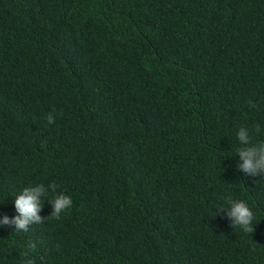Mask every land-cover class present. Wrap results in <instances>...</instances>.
Wrapping results in <instances>:
<instances>
[{"label": "trees", "instance_id": "trees-1", "mask_svg": "<svg viewBox=\"0 0 264 264\" xmlns=\"http://www.w3.org/2000/svg\"><path fill=\"white\" fill-rule=\"evenodd\" d=\"M240 127L264 143V0H0V217L55 186L41 223L0 228V264H264Z\"/></svg>", "mask_w": 264, "mask_h": 264}, {"label": "clouds", "instance_id": "clouds-1", "mask_svg": "<svg viewBox=\"0 0 264 264\" xmlns=\"http://www.w3.org/2000/svg\"><path fill=\"white\" fill-rule=\"evenodd\" d=\"M52 120L53 117L49 116V122ZM260 127L257 125L254 131L259 133ZM236 138L240 145L236 152L240 161L236 165L237 170L249 177H264V143L254 144L252 130L247 127H240ZM50 190L55 192V186H45L40 183L23 187L14 195V214L11 217L7 214L0 217V228L10 226L16 232H27L31 225L41 223L44 218L41 217L40 212ZM48 203L53 209L51 215L58 219L62 213L72 207L73 200L71 195L60 192L55 194ZM215 210L224 213L233 228H240L249 233L253 231V226L256 224L254 223L255 215L247 201L230 199L225 205ZM33 247L29 244L28 251L31 252ZM23 264H33L27 254Z\"/></svg>", "mask_w": 264, "mask_h": 264}]
</instances>
